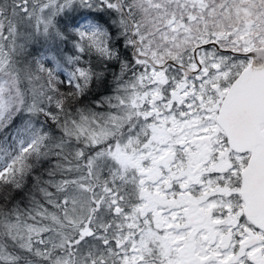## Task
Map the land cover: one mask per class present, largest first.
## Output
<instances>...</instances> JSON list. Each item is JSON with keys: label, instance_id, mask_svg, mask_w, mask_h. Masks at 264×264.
Instances as JSON below:
<instances>
[{"label": "snow or ice", "instance_id": "obj_1", "mask_svg": "<svg viewBox=\"0 0 264 264\" xmlns=\"http://www.w3.org/2000/svg\"><path fill=\"white\" fill-rule=\"evenodd\" d=\"M0 264H264V0H0Z\"/></svg>", "mask_w": 264, "mask_h": 264}]
</instances>
